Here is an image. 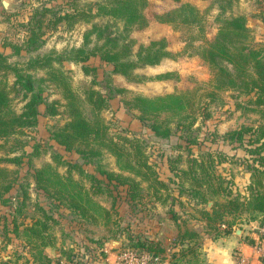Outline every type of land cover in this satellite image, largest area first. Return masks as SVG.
Listing matches in <instances>:
<instances>
[{"label": "rangeland", "instance_id": "1", "mask_svg": "<svg viewBox=\"0 0 264 264\" xmlns=\"http://www.w3.org/2000/svg\"><path fill=\"white\" fill-rule=\"evenodd\" d=\"M110 1L0 0V53L6 56L8 63L27 71L26 63L29 59L50 52L64 53L83 46L84 33L91 28L92 24L101 27L102 36L116 35L120 40L125 39V42L130 43L132 59L135 58L139 45L165 38L168 42L166 49L170 57L162 59L153 66L144 65L135 68L131 78L114 73L112 66L101 61L97 56H90L83 63L62 61L59 65L54 63L53 65L58 66L66 74L72 90L77 94L82 95L84 85H88L98 90L103 96L110 97L108 106L100 112L109 134L132 136L141 140L148 162L152 164L157 177L166 184L167 189L160 191L158 189L159 192L154 194L153 187L158 188V186L152 187L148 182L140 181L139 196L129 202L125 198L126 185L118 186L110 194L101 186L102 190L92 194V199L110 209L111 215L104 219L89 211V214L96 219L95 221L82 219L78 214L68 211L62 207V204H58L37 189L32 173L34 169L41 168L45 164L52 165L60 175H69L72 179L78 180L86 188L91 184L77 169L68 168L65 164H57L52 160L54 154H58L63 161L79 164L98 178H103L100 171L120 173L123 176L131 175L119 170L114 157L107 152L85 164L78 154L65 151L53 141L51 137L53 130L66 121L61 105L64 101L59 91L46 79L43 70L31 69L28 73L34 79L35 88L41 90L43 99L58 101L61 106L57 107V115L44 116V106L39 105V115L34 126L24 128L16 135L0 141V167L12 171L13 178L12 188L3 196L7 199L6 203L0 201V262L7 259L12 264H20L24 261V257L19 259L17 256H27V248H20L23 238L14 235L12 230L14 226H19L20 232L21 226L28 224L32 218L42 219L41 209H43L51 215L47 224L49 234L55 242L53 250L68 252L71 249L70 246L74 247L79 241H85L92 246L102 245L106 254L109 252L114 256L123 248L139 249L141 248L139 243H145L148 239L159 244V247L163 249L160 255L164 256L163 260L167 259L168 264H206L205 256L200 249V236L195 240L196 251L180 258L179 250L182 246L184 248L190 246L189 240L186 239L181 246L173 248L177 235L164 242L161 241L163 236H158L160 228L150 229V226L161 219V212L169 217V205L172 203L180 219L178 225H175L169 218L170 222L166 231L170 236L185 229L197 230L203 233L202 236L205 238H213L217 234V229L209 230L200 220L197 212L200 205H196L194 200L183 195L179 202L178 200L171 202L173 196H176L178 187L173 183L177 179L169 170V165L172 164L176 168L185 167L187 156L204 155L207 151L214 152L220 156V162H215V173L224 178L232 194L237 192L240 195L246 194V186L250 183L252 160L243 149H235V144L223 141L222 136L241 126L253 127L264 122L256 111L251 110L253 107L247 102L248 97L237 96V93L233 91H220L218 99L209 103L205 111L202 110L205 112L203 115L200 108L196 109L193 114L194 121L189 129L190 136L195 140L193 144H185L186 132L176 126V117L167 113H161L158 119L168 121L171 135L167 139L155 137L148 129L147 122L138 120V112L124 106L123 101L134 96L154 97L207 87L211 79V70L200 57L192 54V50H183V42L187 39L188 32L173 30L170 25L161 24L153 18L154 14H162L173 9L178 3L173 0H146L147 5L144 11L148 19L147 25L124 29L120 20L97 12L98 6L109 4ZM4 2L6 7L3 5ZM181 2L191 3L202 14V35L206 40L213 39L218 27V17L242 15L246 19V25L251 30L254 41L264 43V0H181ZM43 8L49 9L50 12L42 17V24L38 28L35 27L34 22L39 18ZM74 9H83L92 16L88 21L80 20L71 27L67 26L65 21L48 24L49 20L54 19L52 13L60 15L70 13ZM32 26L35 27L37 38L28 46L26 40ZM100 42L94 32L89 36L86 47L91 48L95 43ZM83 66H87L90 70L85 73ZM165 73H169L166 78H156L157 75ZM6 79L11 84L14 80L12 73L7 74ZM40 79L44 80L40 81ZM20 94L21 92L14 91L10 94V105L15 112H20L24 103ZM201 105H203L202 101ZM247 136L245 135V138H248ZM34 147L37 149L35 153L37 155L29 156ZM6 158H18V161H7ZM176 158L179 160L170 163ZM134 178L137 181L140 180L139 177ZM184 186L186 187L187 183ZM158 194L160 197L156 198ZM164 198L166 200H163ZM207 198L219 202L224 200L221 196L213 198L207 196ZM212 200L207 202V208L211 206ZM239 200L242 201V197ZM257 217L253 212L238 210L237 213L224 217L225 229L231 231L235 227L246 230V223L253 222L254 219L259 220ZM167 238H169L168 235ZM109 239L118 240L120 246L109 245ZM172 252H175L173 257Z\"/></svg>", "mask_w": 264, "mask_h": 264}, {"label": "trees", "instance_id": "2", "mask_svg": "<svg viewBox=\"0 0 264 264\" xmlns=\"http://www.w3.org/2000/svg\"><path fill=\"white\" fill-rule=\"evenodd\" d=\"M178 3L173 9L162 14H154L153 18L161 24L170 25L173 30H185L188 32L187 39H184L183 50H192V54L200 57L211 70V79L207 87L196 88L190 92H174L154 97L134 96L123 101L124 106L138 112L137 119L147 122L148 129L153 135L160 139H167L171 135V129L167 120H159L161 113L171 114L176 117V126L186 132L185 144H193L194 137L190 136L189 129L194 121L193 114L200 108L201 115L205 112L206 106L218 99L220 91H233L237 96H247V102L252 105V111L259 114L264 121V43L254 41L251 30L246 25V19L242 15H233L217 18V31L212 40H206L202 35L203 17L198 9L189 2L173 0ZM146 0H111L109 4L98 6L97 12L104 13L110 17L120 20L124 29L132 27H144L148 23L144 8ZM49 9L43 8L36 19L35 27H40L42 17ZM54 19L48 24H56L65 21L71 27L74 23L83 20L88 21L92 16L83 9H74L72 12L56 14L52 13ZM34 26L29 30L26 45L35 42L37 34ZM96 33L97 40L91 48H87L89 36ZM186 38V37H185ZM84 45L70 49L64 53L50 52L48 54L29 59L26 63V70L16 67L7 62L6 56L0 53V141L14 136L24 128L32 127L37 122L39 115L38 106L43 105L44 116L58 114V101H45L41 96V90L34 86V79L29 70H43L46 79L59 91L64 103L61 104L66 115V121L56 127L51 137L53 141L65 151H72L84 160L85 164L98 159L102 153L111 154L121 171H126L131 176H123L120 173L100 171L103 178H98L84 170L77 163L63 161L58 154L52 156L57 164H65L68 168H75L86 177L90 186L86 188L78 180L72 179L69 175H60L50 164L34 169L32 178L37 189L41 190L47 197L55 200L62 207L78 214L84 220L95 221L89 211L107 219L110 209L96 203L92 194L99 193L102 188L109 194L120 185H126L125 198L130 201L139 196L140 181L148 182L153 187L154 194L161 189H167L164 182L159 180L152 164L147 160L141 140L136 137L116 134H109L104 119L100 116L102 109L108 106L110 97L103 96L98 90L91 86L84 85L82 95L74 92L70 86L69 78L59 69L62 61L83 63L90 56H97L101 61L110 64L114 73L131 78L133 70L140 66H153L162 59L170 57L166 49L165 38L152 40L146 45H139L135 52L134 59L131 58L130 43L125 39L120 40L118 36L106 34L102 36L101 27L92 24L91 28L84 33ZM197 42V43H195ZM87 73L90 68L82 67ZM94 70V68H91ZM12 73L13 82H7V74ZM169 73L157 75L156 78H166ZM44 79H40L43 81ZM20 93L24 103L20 112H15L10 105V94ZM121 92V90H118ZM201 101L203 105H201ZM60 105V106H61ZM248 135V138H245ZM223 141L235 144V149L241 148L249 155L253 165L250 167V183L246 186V194L238 192L232 194L228 189L227 182L219 174L215 173V162H220L219 154L207 151L204 155L187 156L186 166L176 168L169 165V170L176 177L175 185L178 187L176 196L172 201L179 202L183 195L200 205L197 212L205 227L217 229L226 215L237 213L244 209L247 212L255 213L259 218V224L264 223V122L256 126H241L222 136ZM188 149V148H187ZM37 153L36 147L29 156ZM37 155V154H35ZM244 159V158H243ZM7 161H18V158H6ZM179 160L173 159L170 163ZM134 177H139L137 181ZM12 171L0 167V201L6 203L4 194L8 193L13 186ZM187 183V186L184 185ZM159 189V191H158ZM168 195V194H167ZM165 195V197L167 196ZM214 196H221L224 200H212ZM115 197V196H114ZM160 194L156 196L159 198ZM242 197V201H240ZM163 200H166L164 198ZM162 200V201H163ZM212 200L209 208L208 201ZM169 218L178 225L180 217L173 204L169 205ZM40 209V208H39ZM42 219L32 218L28 224H23L20 232L19 226H14V235L21 236L23 243L20 248H27V256L20 264H52L51 258L45 249L55 248L54 238L49 234L47 221L51 215L43 209ZM252 219V218H251ZM249 220V218H248ZM256 220V219H254ZM198 233L190 230H183L176 236L173 248L182 245L184 240L191 242L190 246H182L179 250V257L185 254H192L196 250L195 240ZM94 243V242H92ZM252 243V242H249ZM78 245L71 246L68 252H60V258L67 264L95 262L102 264L105 258L102 245H90L88 242L79 241ZM95 244V243H94ZM135 246V245H134ZM139 249L148 251L154 255L163 253L159 244L146 239L145 243H139ZM73 248V250H72ZM178 249V248H177ZM175 255V252H172ZM3 259V258H2ZM60 261L57 260L58 264ZM1 264H12L9 260H2Z\"/></svg>", "mask_w": 264, "mask_h": 264}, {"label": "crops", "instance_id": "3", "mask_svg": "<svg viewBox=\"0 0 264 264\" xmlns=\"http://www.w3.org/2000/svg\"><path fill=\"white\" fill-rule=\"evenodd\" d=\"M168 222H170L168 215H166L164 212H161V219L159 222H155V225L150 226V229L152 230L160 228L158 236H163L161 241L164 242L169 241L170 239L174 238L175 235H177V233H173L171 236L168 234L166 231ZM258 225H260L258 220L246 223V230L244 228L240 229L241 231L238 235L236 230L239 228L234 227L230 231L225 229L224 224H220L216 231L217 234L213 238H205L202 236L203 233L194 230L201 238L200 249L205 256L206 264H235L237 256H242L254 264L257 263L252 250V245L254 238L256 237L255 227ZM167 235L169 238H167ZM108 243L109 245H114L115 247L120 246V242L118 240L109 239ZM45 252L51 258L52 264H56L57 260H62L59 259L61 256L60 252L57 250H50V248H47L45 249ZM106 256L108 257V261L112 260L113 255H111L109 252H107ZM102 264H109V262H103Z\"/></svg>", "mask_w": 264, "mask_h": 264}, {"label": "built area", "instance_id": "4", "mask_svg": "<svg viewBox=\"0 0 264 264\" xmlns=\"http://www.w3.org/2000/svg\"><path fill=\"white\" fill-rule=\"evenodd\" d=\"M256 237L254 238L252 250L255 256L257 263L255 264H264V224L258 225L255 227ZM105 253V251H104ZM106 254V253H105ZM164 256L154 255L148 251L135 249V248H123L116 255L112 257L111 261H108L105 258L103 262H109V264H168L167 259L163 260ZM59 264H67L63 261H60ZM80 264V263H72ZM86 264H97L95 262H87ZM100 264V263H99ZM235 264H254L248 259L237 256Z\"/></svg>", "mask_w": 264, "mask_h": 264}, {"label": "water", "instance_id": "5", "mask_svg": "<svg viewBox=\"0 0 264 264\" xmlns=\"http://www.w3.org/2000/svg\"><path fill=\"white\" fill-rule=\"evenodd\" d=\"M3 5H4V7H6L5 2L3 3ZM240 231H241L240 229H237V230H236V233L239 235V234H240Z\"/></svg>", "mask_w": 264, "mask_h": 264}]
</instances>
